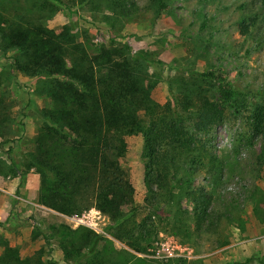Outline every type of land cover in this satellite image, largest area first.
<instances>
[{
	"label": "rangeland",
	"instance_id": "374dc122",
	"mask_svg": "<svg viewBox=\"0 0 264 264\" xmlns=\"http://www.w3.org/2000/svg\"><path fill=\"white\" fill-rule=\"evenodd\" d=\"M61 1L71 5L70 12L53 0H0V254L9 247L28 260L43 250L44 260L54 264H88L85 249L66 258L61 246L68 231L86 229L112 242L118 252L110 254L114 264L125 259L121 252L131 256L130 264H264V131L251 130L247 110L233 114L227 108L221 123L198 136L220 166L218 172L195 170L191 186L210 195L212 218L198 228L190 218V202L184 198L169 204L163 199L159 216L152 218L150 246L135 252L110 235V217L96 208L65 216L41 202L42 180L35 169L26 167L23 157L36 152L42 126L39 112L50 101L39 93V78L13 68L14 78L7 74L17 55L7 45L8 31L41 25L66 32L91 56L102 47L119 45H127L131 55L141 54L144 81L151 99L161 106L182 98L191 83L182 71L189 68L202 73L218 70L250 103H262L264 31L262 41L244 40L237 32L241 5L251 0H165L162 12L157 0ZM201 90L215 100L211 82ZM192 124L187 123L191 133ZM124 144L121 166L129 176L133 199L123 210L140 207L134 218L138 224L153 213L144 209L142 136L126 137ZM2 164H14L17 176ZM35 228L41 232L36 238ZM161 244L171 256L161 251Z\"/></svg>",
	"mask_w": 264,
	"mask_h": 264
},
{
	"label": "trees",
	"instance_id": "16d2710c",
	"mask_svg": "<svg viewBox=\"0 0 264 264\" xmlns=\"http://www.w3.org/2000/svg\"><path fill=\"white\" fill-rule=\"evenodd\" d=\"M53 1L70 12L71 5ZM80 1L87 4L90 0ZM164 1L157 0L158 12L166 10ZM241 10L238 35L244 40L260 37L262 41L264 0H251L241 5ZM6 39L8 47L17 53L7 74L13 79V68L39 78V93L50 101V106L39 112L42 126L36 152L23 157L26 167L35 169L42 180L41 202L65 216L96 208L110 217V235L135 252L150 246L155 230L152 218L162 208L163 199L171 201L169 204L184 198L190 202V218L198 228L212 218L210 195L191 186L195 170L219 171L217 157L198 136L207 135L221 123L227 108L233 114L247 110L251 130L256 134L264 131V102L250 103L218 70L182 71L191 80L190 86L183 89L182 98L174 97L173 103L161 106L151 99L144 81L143 56L131 55L127 45L102 47L91 56L66 32L31 24L11 28ZM210 82L215 100L201 90ZM188 122H193V133L187 129ZM136 135L143 139L144 209L153 210L138 224L134 218L140 207L123 210L132 203L133 188L121 166L126 152L124 138ZM2 165L17 176L14 164ZM40 234L35 228L32 237ZM43 239L48 240L45 235ZM61 246L66 258L85 249L88 264H114L110 254H118L111 241L86 229L68 231ZM120 254L125 259L115 264H130L131 256ZM0 264L54 263L44 260L43 250L22 260L16 250L6 247Z\"/></svg>",
	"mask_w": 264,
	"mask_h": 264
},
{
	"label": "built area",
	"instance_id": "2783aa9c",
	"mask_svg": "<svg viewBox=\"0 0 264 264\" xmlns=\"http://www.w3.org/2000/svg\"><path fill=\"white\" fill-rule=\"evenodd\" d=\"M161 251H164L167 253V256H171V253H169V248L168 247H164L163 244H161Z\"/></svg>",
	"mask_w": 264,
	"mask_h": 264
}]
</instances>
